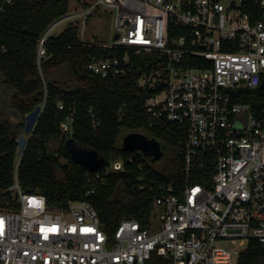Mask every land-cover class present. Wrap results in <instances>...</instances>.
Here are the masks:
<instances>
[{"label":"built area","instance_id":"2783aa9c","mask_svg":"<svg viewBox=\"0 0 264 264\" xmlns=\"http://www.w3.org/2000/svg\"><path fill=\"white\" fill-rule=\"evenodd\" d=\"M17 1L0 0V15ZM92 9L114 14L115 40L91 44L112 51L90 61L91 73L124 75L121 50L160 59L141 87L162 88L145 105L151 124L185 131L184 183L158 188L146 226L124 219L110 237L90 203L53 211L44 195L25 193L18 156L14 185L0 195H11L0 202V264H237L250 241L264 247V0H95L65 19L85 24ZM61 21L38 42L39 66ZM186 57L204 67H181ZM261 88L242 101L241 91ZM71 125L68 118L62 133ZM123 171L122 162L107 168Z\"/></svg>","mask_w":264,"mask_h":264},{"label":"trees","instance_id":"16d2710c","mask_svg":"<svg viewBox=\"0 0 264 264\" xmlns=\"http://www.w3.org/2000/svg\"><path fill=\"white\" fill-rule=\"evenodd\" d=\"M71 1L18 0L0 15V76L11 95L9 107L17 116L26 117L43 106L20 158L18 181L25 193L44 195L53 211L66 210L70 202L90 203L102 228L113 237L124 219L148 224L160 186L178 189L183 185L185 166L178 145L186 135L175 125L153 126L147 114V100L162 88L144 89L140 81L160 61L157 55L121 50V58L125 53L129 56L126 73L101 78L91 73L88 65L93 58L109 57L112 51L82 42L78 27L70 23L59 35L49 37L47 58L38 65L39 40L55 23L68 17ZM181 67L203 68L204 61L186 57ZM61 70L66 71L67 78L57 76ZM262 90L241 91L242 101L253 102L261 97ZM68 118H72V131L65 135L61 125ZM22 130H16L0 112V195L14 185L17 141ZM124 134L145 135L169 145L172 152L157 169L159 162L145 158L139 151L124 149ZM69 139L98 153L109 162L108 167L122 162L124 171L107 172V167L91 173L75 164L63 153ZM57 140L59 149L51 152L50 145ZM62 158L67 159L66 165L60 163ZM142 185L148 188L142 191ZM4 198L11 202L9 193L1 200ZM237 264H264V247L250 241Z\"/></svg>","mask_w":264,"mask_h":264},{"label":"rangeland","instance_id":"374dc122","mask_svg":"<svg viewBox=\"0 0 264 264\" xmlns=\"http://www.w3.org/2000/svg\"><path fill=\"white\" fill-rule=\"evenodd\" d=\"M95 0H72L69 5V12L68 17L73 15L74 13H79L81 11H85L87 7L94 3ZM226 5L229 4L231 0H221ZM114 14H110L109 12L102 11L101 9H92L90 12L89 17L87 18L86 23L84 24V17H75L71 18V20L65 19L57 24L50 32V37L59 35L63 32L67 26L71 23L76 25L79 29V39L88 44H110L115 40V33L113 29V21H114ZM59 78H67V73L65 70H61L57 73ZM143 81H140V85H142ZM11 99V95L7 92L6 88L2 83V79L0 76V112L5 114L9 122L12 124L13 127L22 128L21 135H25L27 139H29V135L25 134V125H26V117H20L11 111L9 107V102ZM43 107V106H41ZM126 135L122 136V140ZM60 140L52 141L50 145V151L55 152L59 149ZM164 147V157L167 158L172 150L170 149L169 145H163ZM165 158L159 162L155 167L160 169L163 167L165 163ZM19 161V157H16V164ZM60 163L66 165L68 163L67 159L62 158ZM2 203H5L7 200L6 198L1 200ZM245 246L240 248V250H245Z\"/></svg>","mask_w":264,"mask_h":264},{"label":"water","instance_id":"95a60500","mask_svg":"<svg viewBox=\"0 0 264 264\" xmlns=\"http://www.w3.org/2000/svg\"><path fill=\"white\" fill-rule=\"evenodd\" d=\"M42 110L43 107L38 106L32 113L26 116V135H32ZM27 143L28 139L26 136L21 135L17 141L18 156H22ZM122 145L126 150L141 152L145 158L154 162H160L164 158L163 145L154 139H148L142 134H127L122 140ZM63 153L69 156L75 164L85 167L91 173H96L109 165V162L100 157L98 153L80 145L74 139H69L65 142Z\"/></svg>","mask_w":264,"mask_h":264},{"label":"snow or ice","instance_id":"6c2138e0","mask_svg":"<svg viewBox=\"0 0 264 264\" xmlns=\"http://www.w3.org/2000/svg\"><path fill=\"white\" fill-rule=\"evenodd\" d=\"M53 230H55V229H53ZM86 231H91V230H86Z\"/></svg>","mask_w":264,"mask_h":264}]
</instances>
